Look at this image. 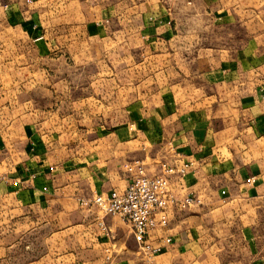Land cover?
Returning a JSON list of instances; mask_svg holds the SVG:
<instances>
[{"label": "crops", "instance_id": "1", "mask_svg": "<svg viewBox=\"0 0 264 264\" xmlns=\"http://www.w3.org/2000/svg\"><path fill=\"white\" fill-rule=\"evenodd\" d=\"M76 1L37 0L25 10L22 0H0V173L8 178L0 185V230L34 232L42 214L63 216L54 226L55 257L85 264L71 260L67 217L79 210L93 216V264H264V0H129L128 16L93 24L74 14ZM61 8L71 10L64 16ZM43 21L50 29H39ZM90 39L119 51L142 44L159 59L160 89L134 97L125 111L129 127L112 133L90 136L31 119L12 88L39 87L42 57L82 55ZM127 83L136 87L137 78ZM137 160L150 175L161 164H188L170 187L200 201L170 213L164 236L171 241L152 258L138 251L119 218L96 219V209L84 205L123 190L125 166ZM5 232L2 258L13 246Z\"/></svg>", "mask_w": 264, "mask_h": 264}, {"label": "rangeland", "instance_id": "2", "mask_svg": "<svg viewBox=\"0 0 264 264\" xmlns=\"http://www.w3.org/2000/svg\"><path fill=\"white\" fill-rule=\"evenodd\" d=\"M36 1L34 0L31 4L24 3L25 10H31ZM76 2L78 4L76 9L80 12L76 11L74 14L79 17L81 15L90 24H93L91 22L94 20L113 15L128 16L130 12L129 0H78ZM68 10L71 9H58L64 16ZM41 26L39 29H50L44 21ZM175 42L174 40L171 45H181ZM85 46L87 49L82 55L42 57L39 87L33 88L25 85V87L20 86L12 89L15 90L17 97L25 99L23 108L26 114L30 113L31 119L60 122L62 126L69 130L74 129L77 133L88 130L90 136L95 134L93 132L97 129L112 133L119 127H129L130 120L125 112L128 103L133 101L134 97L138 100L142 95H148L160 89L159 85L155 84L160 82L157 81L159 70L155 66L159 63V59L148 57L144 46L139 42L132 48L125 45L126 47H123L121 51L112 42L105 43L95 39L88 40ZM84 63L88 65H84ZM129 64L136 65V69L128 71ZM132 77L137 78L136 87L127 85L128 80ZM150 77L153 79V83ZM124 82L126 85L123 84ZM88 93L93 97H89ZM96 93L99 94L98 96L101 94L104 97V102L101 100L100 103H97ZM88 97L89 101L86 100ZM20 105L22 107V104ZM87 214L86 211L82 214L78 210L73 216L67 217V221L72 223L69 225L72 227L70 237L72 238L73 257L71 260L73 262L85 260L84 263L88 264L90 258V262L93 264L98 257L99 248L94 246L93 216H89L90 213ZM95 215L97 216L96 213ZM49 217L45 213L42 214L41 223L34 232L14 227V230L9 232L1 229L0 241L4 238L3 232L6 235L11 234L10 239H12L13 246L9 248L8 253L5 251L3 258L0 247V264H24L32 260H41V264L64 263L63 260L55 257L58 253L54 249L52 241L58 238V235L55 234L59 232L58 226L56 228L54 226L59 221L63 222L64 217L60 216L57 218L58 221ZM81 225L84 226V229ZM106 250L105 255L111 259V252L108 251V248ZM87 254L90 257H87ZM26 255L31 257H26ZM2 260L5 261L2 262Z\"/></svg>", "mask_w": 264, "mask_h": 264}, {"label": "built area", "instance_id": "3", "mask_svg": "<svg viewBox=\"0 0 264 264\" xmlns=\"http://www.w3.org/2000/svg\"><path fill=\"white\" fill-rule=\"evenodd\" d=\"M22 1L31 4L34 0ZM146 167L138 160L125 166L128 182L123 190H111L106 196L98 195L84 205L96 209V219L103 220L108 216L119 218L130 231L138 251L152 258L162 252V243L169 244L171 241L164 236L170 213L176 208H190L200 204V201L191 193L179 194L170 187V178L175 174L183 177L188 164L179 169L161 164L155 175L148 174ZM7 182V175L0 173V185ZM16 183L13 182V185ZM100 227L105 230L103 223ZM106 259L109 261L110 257Z\"/></svg>", "mask_w": 264, "mask_h": 264}]
</instances>
